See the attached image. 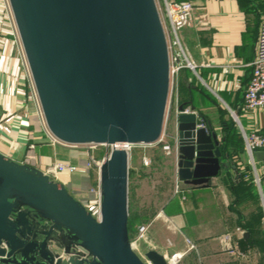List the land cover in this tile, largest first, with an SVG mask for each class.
<instances>
[{
	"label": "water",
	"instance_id": "1",
	"mask_svg": "<svg viewBox=\"0 0 264 264\" xmlns=\"http://www.w3.org/2000/svg\"><path fill=\"white\" fill-rule=\"evenodd\" d=\"M10 3L56 138L100 146L160 141L170 58L156 0ZM186 107L173 117L177 178L186 187L209 188L228 164L218 134L197 129ZM100 184L98 221L63 183L0 155V264H145L131 248L126 151L112 152ZM145 258L168 264L154 250Z\"/></svg>",
	"mask_w": 264,
	"mask_h": 264
},
{
	"label": "crops",
	"instance_id": "2",
	"mask_svg": "<svg viewBox=\"0 0 264 264\" xmlns=\"http://www.w3.org/2000/svg\"><path fill=\"white\" fill-rule=\"evenodd\" d=\"M169 1L191 2L195 8L192 25L181 33L194 70L183 69L179 74L180 105L193 107L196 112L205 116L209 133L218 134L220 142L222 137L221 148L225 146L224 123L228 113L230 116L232 113L236 114L248 133L255 130L264 133V110L246 113L243 109L245 92L252 74L251 63L256 56L264 0ZM2 31L4 34L0 35V155L43 172L59 162L71 164L84 162L86 152L54 147L45 137L25 85L17 49L8 35L9 28L4 25ZM173 117L174 114L169 119L172 128ZM235 126L243 139L240 128L237 124ZM241 142L244 149L237 154L243 166L240 171L243 175L251 177L254 182L256 171L261 177L264 175V151L257 150L250 157L244 139ZM31 145L35 148L30 149ZM235 159H237L235 155H228L224 151V163H227L228 167L222 170L219 177L212 180L209 188L186 187L181 184V193L187 194L189 199L186 198V203L182 204L180 213L170 214L181 232L173 233L162 221H157L150 232L157 252L168 256L184 252L187 250L185 239H190L196 245L197 252L187 255L182 261L183 264H192L196 260L199 262L200 258L207 261L209 256L215 257L222 253L216 234L223 231L224 223L218 215L213 217L208 213L214 208L212 204L217 203L214 200V191L221 189V186L228 190L229 197L225 195V199H229L231 206L236 203L240 206L248 204L264 211L259 188L255 183L256 187L254 185L253 187L256 188V196L252 193V186L243 184L248 178L239 182L240 189L236 190L233 187L232 184H236ZM258 165L262 166L260 171ZM43 167L46 170H43ZM56 181L63 183L69 192L72 190L77 196L75 198L82 202L86 199V191L98 184V173L91 172L89 175L79 173L71 177L62 175L58 176ZM262 184L264 185V179ZM196 211L203 213L204 220L199 216L194 217L190 224L185 216L189 212L194 215ZM233 211L231 208L230 212ZM242 217L244 221L248 219L243 214ZM250 218L256 219L255 215ZM234 221L227 224L225 230L234 232L238 223L235 224ZM157 226L165 229L166 238L157 237L155 233ZM242 238H245L244 235ZM168 241L172 242L171 247L167 245Z\"/></svg>",
	"mask_w": 264,
	"mask_h": 264
},
{
	"label": "built area",
	"instance_id": "3",
	"mask_svg": "<svg viewBox=\"0 0 264 264\" xmlns=\"http://www.w3.org/2000/svg\"><path fill=\"white\" fill-rule=\"evenodd\" d=\"M157 3V1H156ZM159 15L161 22L165 31L168 51L170 58V91L167 103L166 118L164 123V129L160 141L157 144H161L163 151L167 154L172 153L173 147L166 141V125L170 119V113L174 111V114L178 113V108L181 106L178 95V77L183 69L194 70L189 55L186 48L184 47L181 33L182 31L191 26L194 20V5L191 2H176L169 0H161L157 3ZM0 35L4 34L2 27L6 25L9 28V34L12 38V42L15 45L18 52V60L20 62L23 77L25 80V85L28 89L30 100L32 101L36 115L39 119L42 131L45 137L49 140V143L54 147H61L66 149L74 150H86L87 157L86 160L79 164H71L65 162L56 163L47 168L46 173L52 179L56 181L58 176H68L79 173L90 174L91 172L98 173V184L94 187H90L86 191V199L81 203L86 207L88 211L91 212L94 218L98 221L101 219V204H102V189L100 184V171L103 164L109 159L110 155L114 150H124L128 154L129 165L134 160L133 153L137 148L144 145H132V144H117V145H69L58 138H56L50 131L44 113L41 106V102L37 93V89L33 80V76L30 70V66L27 60V56L24 50V46L21 40V36L17 27V23L13 14L10 0H0ZM206 24V23H205ZM252 74L248 87L245 92L244 106L243 109L246 113L257 112L264 110V10L262 12V17L259 25L258 39H257V49L256 56L251 63ZM186 114L193 113L197 117V129H204L209 133L208 124L206 120L195 110L192 111L191 107H186ZM238 127L241 130L246 151L253 156V153L257 150L264 151V133H260L255 130L248 133L240 120L237 119ZM175 150L178 151V140L177 137L174 141ZM30 149L35 147L31 145ZM102 148V151H97ZM177 154V153H176ZM145 164H148L147 157H143ZM262 179L257 171L255 172L254 183L259 188L261 201L264 207V185L262 184ZM182 192L181 182L177 178V188L175 194H180ZM184 200V198H183ZM157 221H162L164 225L173 233H180L181 231L174 223L173 219L168 217L164 210H162L156 217L152 218L148 223L139 225L137 227V234L133 240H131L132 250L141 258L145 264H152L145 258V254L148 251H157V246L150 237V232L153 229ZM241 236L244 234L240 233ZM187 250L184 252H176L170 256L164 255L168 264H181L183 259L189 255L191 252L196 251V245L190 240L185 239ZM143 242V246L138 248L136 245ZM224 250L232 252V254H237L235 241L230 235H226L220 240ZM167 245L171 247L173 244L171 241L167 242ZM161 254V253H160ZM163 255V254H162Z\"/></svg>",
	"mask_w": 264,
	"mask_h": 264
},
{
	"label": "rangeland",
	"instance_id": "4",
	"mask_svg": "<svg viewBox=\"0 0 264 264\" xmlns=\"http://www.w3.org/2000/svg\"><path fill=\"white\" fill-rule=\"evenodd\" d=\"M156 1L158 3L161 0ZM170 114V117H172L174 111H172ZM225 117L227 123L231 124L232 126L236 125L229 113ZM166 126V141L173 147L171 154L165 153L163 151L162 145L157 143L153 145L141 146L133 153L134 160L129 165V214H131V216L139 215L141 217L154 218L170 203L171 205L169 206L168 210L179 206L178 204L181 194H175L177 188V152L174 149L176 131L174 127H171L169 121L167 122ZM79 151L86 152L84 149ZM97 151H102V148L98 149ZM144 156L147 157L148 164H145L143 161ZM235 166L237 167L235 176L236 184L233 185L237 187L239 182L246 180L248 176L243 175L240 171L243 166L239 160L236 161ZM42 169L46 170L45 167ZM261 169L262 166L258 165V170L260 171ZM221 187V189H215L214 200H216L217 203L216 205L212 204L214 208L213 210H209L208 213H210L213 217L218 215L222 219L221 222L224 223V228L222 226L223 231L216 234V236L219 237V244L223 237L230 235L235 241L236 250L238 252L237 254H232V252L224 250L220 244L222 251L220 255H215V257L209 256L207 261L200 258L198 259L200 260L199 262H196V260L192 264L195 262L196 264H264V251L262 250L261 246L257 245V243H254V240L250 243V245H245L241 242L243 236H241L240 233L245 234V231L237 227L235 229L236 232H228L225 230L227 229L226 225L231 223V221L233 222L235 220L234 223L236 224L239 221L240 215L243 214L245 217L250 219L251 216H256L258 212L262 211L259 210L261 208L257 209L254 208V206H249L248 204L240 206L239 203L233 204L231 206L232 203L229 202V199H225V195L226 197L228 196V190L225 189L224 186ZM70 193L74 197H77L72 190H70ZM187 198L189 199L188 195ZM231 208L234 210L233 213L230 212ZM261 214L262 227L264 229V211H262ZM198 216L204 220L203 213L201 214L197 211L194 213V215L190 214L189 212L185 217L188 218L187 220L191 224V219L193 220L194 217L198 218ZM155 233L159 239H164L167 236V232L164 228H162V226L161 228L159 226ZM196 252L197 248L196 251H193V253ZM181 264H183V262Z\"/></svg>",
	"mask_w": 264,
	"mask_h": 264
},
{
	"label": "trees",
	"instance_id": "5",
	"mask_svg": "<svg viewBox=\"0 0 264 264\" xmlns=\"http://www.w3.org/2000/svg\"><path fill=\"white\" fill-rule=\"evenodd\" d=\"M178 91L180 93V85L178 83ZM182 102V101H181ZM181 104V103H180ZM184 105V104H182ZM201 116L206 120L205 116L203 114H201ZM207 121V120H206ZM224 127L226 130V137L224 139L225 142V146H223L221 148L223 155H224V151L228 154V155H235V157L237 158V160H239V158L237 157V154H240V151H243V145L241 142L243 139L241 138V136L239 135L238 130L236 129V127L227 122L224 123ZM240 139V140H239ZM234 158V157H233ZM236 160V161H237ZM240 161V160H239ZM237 170V169H235ZM236 174V171H235ZM243 184H247L249 187H253V185L255 186L253 179L250 177H248V181L246 183ZM233 185V184H232ZM231 185V186H232ZM235 186V185H233ZM256 187V186H255ZM255 187H253V191L252 193L256 196V192H255ZM236 190L241 188V185H238L237 187L235 186ZM181 194L180 197V201H179V206L176 208H173L171 210H168L169 206L171 205V203L164 209L165 214L171 218L170 214H175V213H180L182 210V204H185V200L187 198V194ZM179 194V195H180ZM184 198V200H183ZM260 210V209H259ZM262 211L258 212L256 214V219L255 218H250L247 219L246 221L243 220L242 215L239 216V221L237 223V228H240L241 230L247 232L249 234V238H242L241 242L245 245H250V243L253 241L254 243H257V245L261 246L262 250L264 251V229L262 227ZM258 218V220H257ZM151 220V218L148 217H141L139 215H134V216H129V223H128V229H129V235H130V239L133 240L137 234V227L139 225L148 223ZM256 238V239H254Z\"/></svg>",
	"mask_w": 264,
	"mask_h": 264
},
{
	"label": "bare ground",
	"instance_id": "6",
	"mask_svg": "<svg viewBox=\"0 0 264 264\" xmlns=\"http://www.w3.org/2000/svg\"><path fill=\"white\" fill-rule=\"evenodd\" d=\"M143 242H140V243H138L136 246L138 247V248H140V247H142L143 246Z\"/></svg>",
	"mask_w": 264,
	"mask_h": 264
}]
</instances>
